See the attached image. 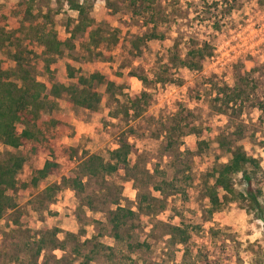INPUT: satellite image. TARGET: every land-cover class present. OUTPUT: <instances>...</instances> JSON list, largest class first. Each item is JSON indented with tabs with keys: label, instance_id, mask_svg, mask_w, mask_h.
Segmentation results:
<instances>
[{
	"label": "rangeland",
	"instance_id": "1",
	"mask_svg": "<svg viewBox=\"0 0 264 264\" xmlns=\"http://www.w3.org/2000/svg\"><path fill=\"white\" fill-rule=\"evenodd\" d=\"M108 1L114 6L108 7ZM18 0H0L8 9ZM126 0H94L90 17L96 24L120 30L118 45L105 51L108 61L73 62L86 76L98 72L108 76L117 86H122V95L114 97L98 90L102 102L96 112L69 106L67 98L57 102L54 115L66 126L60 130L58 143L77 149L76 161L66 162L59 158L61 174L49 176L41 181L31 196L26 192L14 195L16 207L7 211L0 220V264H85L83 255L92 244L80 247L81 257L74 255V241H65V234L84 231L81 240L97 242L109 250H98L88 264H264V221L255 219L244 203L231 202L207 214L209 204L204 196L203 185L206 174L213 167L224 164L230 154L219 148V140H227L232 146H240L247 154L260 161L264 176V0H156L155 8L163 12L157 24L160 40L143 44L141 52L130 48L133 36H142L150 30L141 18H134L127 9ZM56 0H35L33 14H52L53 29L61 39L65 33L66 17L76 18V13L60 7ZM6 31L16 26L9 17ZM210 48L198 71L180 68L170 71L172 81L154 84V78L162 73L171 52L184 58L190 47ZM29 50L39 55L41 48L24 43ZM4 69H12L13 63L0 53ZM70 60L67 52L57 58L55 77L68 84L65 64ZM35 64L33 75L40 82L42 62ZM130 72L146 77L147 85ZM249 74L254 88L247 89V99L226 114L216 111L214 98L216 87L232 88L236 76ZM146 92L149 106L137 119H128L116 110L126 99ZM236 111V113H234ZM178 114L182 124L190 125L198 132L179 136V128L173 131V143L167 147L169 131L176 128ZM180 122V121H179ZM181 123V122H180ZM180 125L182 128L183 125ZM21 129L17 126V130ZM132 144L136 153L131 156L133 170L128 178L124 172L101 180L86 182L85 192L78 195L70 189L60 190L51 203H42L37 194L60 178L70 174L83 153L96 154L105 160L109 152L118 147L120 140ZM176 140V141H175ZM233 148V147H232ZM10 149L0 144V159ZM45 156H31L18 179L28 180L33 169L39 168ZM184 172L186 183H181L186 192L181 195H160L153 186L161 180L170 181ZM235 187L244 190L236 177ZM184 180V179H183ZM264 201V187H263ZM149 194L156 198L155 213L138 215L126 229L131 230V244L146 243L130 253L124 242H115L110 234L109 212L114 203L137 212L138 194ZM88 198L92 207L87 206ZM165 209L160 211L161 205ZM264 218V210H263ZM132 225L131 228L129 226ZM196 226L195 235L186 247L172 244L168 235L170 226ZM42 228L57 229L56 244L48 241L39 256L35 255L37 241ZM64 243L60 249L58 243ZM59 247V248H58ZM100 249V248H99Z\"/></svg>",
	"mask_w": 264,
	"mask_h": 264
},
{
	"label": "trees",
	"instance_id": "2",
	"mask_svg": "<svg viewBox=\"0 0 264 264\" xmlns=\"http://www.w3.org/2000/svg\"><path fill=\"white\" fill-rule=\"evenodd\" d=\"M94 0H56L58 3L57 12L60 7H65L67 11L76 13V18L66 17L64 30L67 36L59 38L53 29L52 14H33L35 0H18L16 4L8 9L9 17L16 21V26L6 31L5 23L8 20L6 8L0 5V53L3 52L7 60L13 63L12 69H4L0 59V144L10 151L6 152L0 159V220L7 211L16 207L14 195L26 192L30 196L33 194L38 184L49 176H59L61 165L59 158L68 163L76 161L77 149L72 146L58 143L60 130L66 126L54 115L57 112V100L66 97L69 106L81 108L89 112H96L102 102L99 92L100 87L111 97L122 95V86L108 76L93 72L89 75L73 66V62L88 61H108L105 51L108 53L118 45L120 30L110 29L108 26L96 24L90 17V11ZM127 9L134 18H141L150 30L142 36H133L130 41V48L141 52V46L152 40L162 39V35L157 33V24L161 23L163 12L155 8L156 0H126ZM108 7L114 6L108 1ZM35 45L41 48L39 55L29 50L26 46ZM67 52L70 60L65 64L66 78L68 84L57 80L55 69L57 58L62 57ZM211 56L210 48L206 45L202 47H190L184 58L173 51L167 62L162 65V73H158L153 83L166 84L172 81L170 71L186 68L190 71H198L202 67L206 57ZM40 59L42 62V76L45 82H40L33 75L35 64L32 59ZM130 77L137 78L143 85L149 82L136 72H130ZM249 74H238L236 82L232 88L216 87L214 102L216 111L226 114L227 110H234L237 105L238 112L247 99V89L254 88ZM124 103L121 104V111L116 110L113 118H117L120 113L128 119H137L149 106V95L144 91L137 95L125 96ZM236 113V111L234 112ZM178 120L174 124V129L169 131L167 137V147H171L173 131L179 132V136L184 135V129H189L187 133L197 134L195 128L182 124L184 121L181 115H177ZM183 125L182 128L180 125ZM17 126L21 129L18 131ZM176 141V140H175ZM233 147V148H232ZM219 148L230 154V158L224 164L216 165L206 174L203 185L204 196L208 201L209 208L207 214L212 215L219 211L227 203H244L248 207V212L252 211L255 219L264 221L263 210L264 201L263 187L264 176L261 170L260 161L247 154L240 146L232 144L223 139L219 140ZM136 153V149L126 140H120L118 147L109 152V157L105 160L100 155L83 153L82 159L78 161L70 174L62 176L59 183L45 187L37 199L42 203H51L55 195L62 189H70L78 195L85 192V183L91 180L105 179L124 172L131 176L133 170L131 156ZM43 154L45 160L39 168L33 169L30 177L26 181L18 179L19 173L23 170L26 162L31 156ZM181 175L174 177L170 181L161 180L153 186L155 192L160 195H181L184 199L186 192L181 183H186L188 178ZM236 177H240L239 182L244 186V190L235 187ZM184 179V180H183ZM137 212L121 207L117 202L115 208L109 212L108 223L110 234L115 242H124L126 247L133 253L141 248L148 249L146 243L131 244V230L127 228L138 215L154 214L155 197L149 194H138ZM87 206L92 207V202L88 198ZM165 206L161 205L160 211ZM132 225L129 226L131 228ZM198 227L196 226H170L168 235L172 244H179L186 247L193 238ZM37 241L35 255L39 256L47 241L55 245L56 235L59 230H48L42 228ZM85 232L78 234H65V241L72 239L74 255L81 257L80 247L92 244L91 249L83 255L82 261L88 264L93 259V255L98 250H109L103 244L97 242L98 236L91 240H81ZM58 243L63 249L64 243ZM58 247V248H59ZM100 248V249H99ZM111 250V249H110Z\"/></svg>",
	"mask_w": 264,
	"mask_h": 264
},
{
	"label": "crops",
	"instance_id": "3",
	"mask_svg": "<svg viewBox=\"0 0 264 264\" xmlns=\"http://www.w3.org/2000/svg\"><path fill=\"white\" fill-rule=\"evenodd\" d=\"M67 35V34H66Z\"/></svg>",
	"mask_w": 264,
	"mask_h": 264
}]
</instances>
